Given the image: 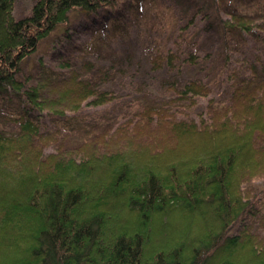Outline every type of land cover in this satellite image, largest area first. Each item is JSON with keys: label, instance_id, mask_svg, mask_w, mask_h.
<instances>
[{"label": "trees", "instance_id": "trees-1", "mask_svg": "<svg viewBox=\"0 0 264 264\" xmlns=\"http://www.w3.org/2000/svg\"><path fill=\"white\" fill-rule=\"evenodd\" d=\"M15 2L0 0V264H264L246 186L264 177V66L237 58L225 104L194 79L160 105L87 130L73 121L113 102L114 92L73 72L60 77L68 61L34 79L18 75L72 12L99 17L115 0H35L20 18ZM221 24L262 30L237 14ZM190 25L193 18L179 29ZM175 56L156 54L153 69L162 61L173 69ZM231 60L225 54L224 67ZM201 98L197 118L181 115L184 102ZM44 116L71 123L47 127Z\"/></svg>", "mask_w": 264, "mask_h": 264}, {"label": "rangeland", "instance_id": "rangeland-1", "mask_svg": "<svg viewBox=\"0 0 264 264\" xmlns=\"http://www.w3.org/2000/svg\"><path fill=\"white\" fill-rule=\"evenodd\" d=\"M34 1L16 0L15 17L27 15ZM198 7L201 13H197ZM232 14L261 23L262 30L255 36L224 28L221 19ZM191 18L193 25L181 31L179 27ZM168 50L176 54L174 68L162 61L158 69H153L154 56L165 55ZM188 53L197 56L196 62L183 61ZM225 54L232 58L227 68L223 63ZM237 58L264 66V0H115L114 7L99 17L72 12L67 23L42 40L36 52L25 59L18 78L34 79L43 70L68 61L67 68L58 69L60 77L67 78L73 72L100 90L114 92L117 98L113 102L84 108L72 123L90 130L115 125L145 105H160L172 96L173 88H181L194 79L208 86L214 104H225L231 94L226 75L238 66ZM15 104L2 105L16 108ZM206 106L202 98L192 106L184 102L181 115L197 118ZM40 121L47 127L71 123L45 116ZM4 128L10 134L16 131L11 124ZM246 186L251 196H256L251 227L263 236L264 177L249 181ZM238 229L234 227L230 234Z\"/></svg>", "mask_w": 264, "mask_h": 264}]
</instances>
